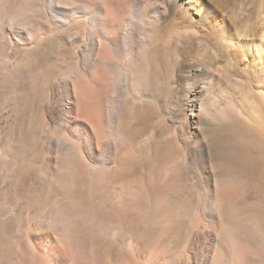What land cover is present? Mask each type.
<instances>
[{
	"label": "bare ground",
	"instance_id": "6f19581e",
	"mask_svg": "<svg viewBox=\"0 0 264 264\" xmlns=\"http://www.w3.org/2000/svg\"><path fill=\"white\" fill-rule=\"evenodd\" d=\"M0 117V264H264V0H0Z\"/></svg>",
	"mask_w": 264,
	"mask_h": 264
},
{
	"label": "rangeland",
	"instance_id": "374dc122",
	"mask_svg": "<svg viewBox=\"0 0 264 264\" xmlns=\"http://www.w3.org/2000/svg\"><path fill=\"white\" fill-rule=\"evenodd\" d=\"M5 122L7 123L5 117H4V118H1V117H0V126H4V125H5ZM3 141H5V138H3ZM23 167H24V168L22 169V171L25 172L26 169H27V168H26L27 166H23ZM7 176H8L7 173H6V174L4 173L3 176H2L3 179H5V180L2 179V182H1V183H4V184H1V187H0L1 189H5L6 186H7V183H8V182L6 183V180H8V177H7ZM5 183H6V185H5ZM2 185H3V186H2ZM19 217H20V218H19V219H20V223H24V222L22 221V220H23V219H22L23 216L20 215ZM21 219H22V220H21ZM24 224H25V223H24ZM24 224H21V225L23 226ZM24 226H25V225H24ZM48 245H49V244H45V246H47L46 248L50 247V245H49V246H48ZM95 258H96V262H97V264H108V262H107V260H106V257H104V255H103L101 252L97 253V255H96ZM50 262H51V261H50ZM50 262L48 261L47 264H53L52 262H51V263H50Z\"/></svg>",
	"mask_w": 264,
	"mask_h": 264
}]
</instances>
